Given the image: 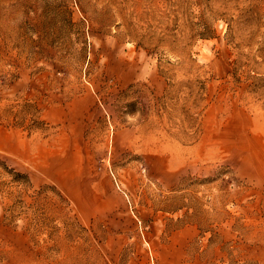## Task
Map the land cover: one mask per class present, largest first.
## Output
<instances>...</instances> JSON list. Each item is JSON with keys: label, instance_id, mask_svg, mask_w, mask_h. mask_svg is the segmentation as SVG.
<instances>
[{"label": "rangeland", "instance_id": "obj_1", "mask_svg": "<svg viewBox=\"0 0 264 264\" xmlns=\"http://www.w3.org/2000/svg\"><path fill=\"white\" fill-rule=\"evenodd\" d=\"M0 264H264V0H0Z\"/></svg>", "mask_w": 264, "mask_h": 264}, {"label": "trees", "instance_id": "obj_2", "mask_svg": "<svg viewBox=\"0 0 264 264\" xmlns=\"http://www.w3.org/2000/svg\"><path fill=\"white\" fill-rule=\"evenodd\" d=\"M16 176H19L18 174Z\"/></svg>", "mask_w": 264, "mask_h": 264}]
</instances>
